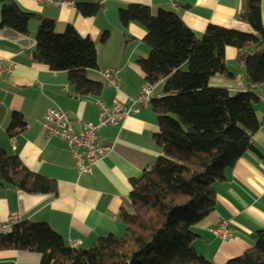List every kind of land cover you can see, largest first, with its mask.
Instances as JSON below:
<instances>
[{
    "label": "trees",
    "instance_id": "1",
    "mask_svg": "<svg viewBox=\"0 0 264 264\" xmlns=\"http://www.w3.org/2000/svg\"><path fill=\"white\" fill-rule=\"evenodd\" d=\"M0 5V28L27 36L28 22L37 15L22 10L15 0H0ZM78 8L84 16H92L99 5L81 3ZM238 17L254 33L209 24L198 37L173 11L160 9L153 14L149 6L137 3L119 9L123 26L138 22L146 30L143 41L150 52L137 61L145 80L163 81L162 95L150 102L161 152L150 168L130 181V210L120 214L125 232L100 236L88 248H72L48 223L23 221L0 237V248L37 252L39 264H216L195 250L192 227L215 206L214 182L253 148V134L260 126L253 107L254 88L264 84L259 0H242ZM35 42L28 53L33 62L65 71L79 95L100 94L102 83L86 74L97 68L93 40L71 25L59 33L52 19L39 16ZM228 47L235 50L245 91L232 93L210 83L216 74L234 76L226 64ZM25 125L23 114L14 112L7 134L16 136ZM0 185L27 193L56 192L52 179L34 173L3 148ZM224 264H264V228L258 230L252 247Z\"/></svg>",
    "mask_w": 264,
    "mask_h": 264
},
{
    "label": "crops",
    "instance_id": "2",
    "mask_svg": "<svg viewBox=\"0 0 264 264\" xmlns=\"http://www.w3.org/2000/svg\"><path fill=\"white\" fill-rule=\"evenodd\" d=\"M56 1L15 0L22 10L37 15L28 22L27 36L0 28V59L3 65L11 63V70L0 75V148L17 155L28 169L56 184L55 193H27L0 185V219L18 212L24 221L48 223L67 245L70 239H75L81 241L79 248H88L100 236L125 232L120 214L130 210V181L150 168L161 152L154 138L158 132L156 113L151 104L137 103L138 112L101 128L99 142L112 149L92 165L90 173L78 171L72 151L62 139L46 138L41 121L49 107L59 106L79 130L81 123L96 122L97 98L110 106L115 99L130 103L140 92L145 75L137 61L150 52L143 41L146 30L138 22L123 26L118 18L119 9L137 3L149 6L153 14L160 9L173 11L197 36L209 24L245 33H254V30L238 17L242 0ZM81 3H95L99 9L92 16H84L78 8ZM259 7L264 28V0H259ZM39 16L52 19L59 33L71 25L81 36L93 40L97 68L88 69L86 74L102 83L98 96L77 94L65 71H53L32 61L28 53L36 44ZM225 55L227 68L234 76L216 74L210 83L224 86L232 93L247 90L243 73L235 62V50L228 47ZM110 67L119 68L118 89L108 85L102 75ZM238 83L242 90L237 88ZM154 93L157 97L162 95V80L157 81ZM254 93L257 100L253 107L260 126L253 134V148L225 171L224 178L214 182L215 206L192 227L196 235L195 250L216 264H224L252 247L258 230L264 228V84L255 87ZM14 112L23 114L26 125L21 133L11 137L6 129ZM222 220L229 224L227 239L212 232ZM39 262L37 252L0 248V264Z\"/></svg>",
    "mask_w": 264,
    "mask_h": 264
},
{
    "label": "built area",
    "instance_id": "3",
    "mask_svg": "<svg viewBox=\"0 0 264 264\" xmlns=\"http://www.w3.org/2000/svg\"><path fill=\"white\" fill-rule=\"evenodd\" d=\"M43 3H54L56 0H35ZM70 4L71 1H63ZM9 65H3L0 59V75L9 72ZM108 85L119 88V68L110 67L102 71ZM240 74L237 75V78ZM155 82L145 80L141 85L140 92L131 99L130 103L122 102L118 99L113 100L112 105L108 106L102 99L97 98L95 103L98 107V117L94 123H81L80 129L74 128V120L69 114L59 106L49 107L43 115L41 125L45 131L47 139L58 137L62 139L67 147L72 151L75 159V166L80 173H90L92 165L102 159L112 148L104 145L98 140V131L110 125L119 123L125 117L138 112L136 104L147 106L155 96ZM237 88L242 90V85L237 84ZM159 97V96H158ZM23 218L18 212H11L5 219H0V237L12 233L17 225L23 222ZM212 232L222 239L230 236L228 221L222 220ZM80 240L70 239L69 246L78 248Z\"/></svg>",
    "mask_w": 264,
    "mask_h": 264
},
{
    "label": "rangeland",
    "instance_id": "4",
    "mask_svg": "<svg viewBox=\"0 0 264 264\" xmlns=\"http://www.w3.org/2000/svg\"><path fill=\"white\" fill-rule=\"evenodd\" d=\"M155 14H156V13H155ZM198 37H201V35H198ZM181 67H182L183 70H186V68H187V63H186V62L183 63ZM123 234H124V233H123ZM123 234H122V235H123Z\"/></svg>",
    "mask_w": 264,
    "mask_h": 264
}]
</instances>
